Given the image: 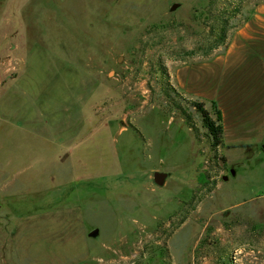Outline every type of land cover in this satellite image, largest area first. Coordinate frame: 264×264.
<instances>
[{
	"label": "rangeland",
	"instance_id": "374dc122",
	"mask_svg": "<svg viewBox=\"0 0 264 264\" xmlns=\"http://www.w3.org/2000/svg\"><path fill=\"white\" fill-rule=\"evenodd\" d=\"M262 3L0 0V264H264Z\"/></svg>",
	"mask_w": 264,
	"mask_h": 264
},
{
	"label": "trees",
	"instance_id": "16d2710c",
	"mask_svg": "<svg viewBox=\"0 0 264 264\" xmlns=\"http://www.w3.org/2000/svg\"><path fill=\"white\" fill-rule=\"evenodd\" d=\"M194 106L197 107L198 111L201 114L203 125L206 127L208 135L211 139L212 148H216L218 145L222 144L223 140V128L220 124V114L218 112L217 118L213 119L210 117L208 111L203 108L201 102H192Z\"/></svg>",
	"mask_w": 264,
	"mask_h": 264
},
{
	"label": "water",
	"instance_id": "95a60500",
	"mask_svg": "<svg viewBox=\"0 0 264 264\" xmlns=\"http://www.w3.org/2000/svg\"><path fill=\"white\" fill-rule=\"evenodd\" d=\"M176 6V4H172V8H174ZM232 174H234V170H231ZM168 177V173L165 171H154L153 173V180L157 185H163L166 178ZM224 178H226V176H224ZM99 230L98 228H94L93 230H91L89 232L90 236H96L98 234Z\"/></svg>",
	"mask_w": 264,
	"mask_h": 264
},
{
	"label": "crops",
	"instance_id": "0c3cea01",
	"mask_svg": "<svg viewBox=\"0 0 264 264\" xmlns=\"http://www.w3.org/2000/svg\"><path fill=\"white\" fill-rule=\"evenodd\" d=\"M257 10L259 11V13H257V16H259V17L261 16V19L264 20V3L259 5Z\"/></svg>",
	"mask_w": 264,
	"mask_h": 264
}]
</instances>
